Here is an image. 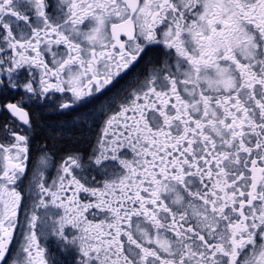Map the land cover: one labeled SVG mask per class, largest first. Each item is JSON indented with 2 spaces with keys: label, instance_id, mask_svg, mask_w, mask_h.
Returning <instances> with one entry per match:
<instances>
[{
  "label": "snow or ice",
  "instance_id": "obj_1",
  "mask_svg": "<svg viewBox=\"0 0 264 264\" xmlns=\"http://www.w3.org/2000/svg\"><path fill=\"white\" fill-rule=\"evenodd\" d=\"M0 264H264V0H0Z\"/></svg>",
  "mask_w": 264,
  "mask_h": 264
}]
</instances>
